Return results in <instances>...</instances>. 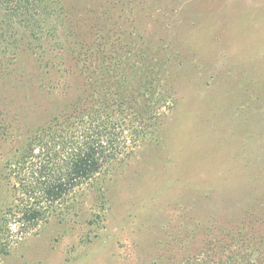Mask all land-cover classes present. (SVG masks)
<instances>
[{
    "label": "rangeland",
    "instance_id": "rangeland-1",
    "mask_svg": "<svg viewBox=\"0 0 264 264\" xmlns=\"http://www.w3.org/2000/svg\"><path fill=\"white\" fill-rule=\"evenodd\" d=\"M51 1L54 35L15 27V48L0 52V172L18 136L78 93L77 52L144 51L173 101L153 137L80 190L70 213L18 235L0 264H152L170 236L198 227L209 231L193 246L264 233V0Z\"/></svg>",
    "mask_w": 264,
    "mask_h": 264
},
{
    "label": "trees",
    "instance_id": "trees-1",
    "mask_svg": "<svg viewBox=\"0 0 264 264\" xmlns=\"http://www.w3.org/2000/svg\"><path fill=\"white\" fill-rule=\"evenodd\" d=\"M52 4L0 0V52L15 48L8 42L15 27H23L30 37L54 35L56 26L43 25L54 15ZM33 38L28 46L36 49ZM127 45L114 44L112 55L93 51L94 58L77 52L74 60L82 79L78 93L30 134L18 136L20 146L0 172L6 194L0 196L1 254L18 235L70 213L80 190L128 159L139 142L153 137L163 110L173 101L171 86L157 77L159 71L147 53L127 52ZM200 229L209 231L198 227L170 236L152 264H264V233L228 231L193 246Z\"/></svg>",
    "mask_w": 264,
    "mask_h": 264
}]
</instances>
